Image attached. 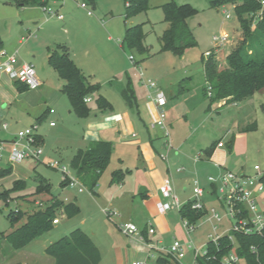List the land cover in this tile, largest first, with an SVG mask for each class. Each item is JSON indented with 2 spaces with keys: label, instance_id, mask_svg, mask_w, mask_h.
Listing matches in <instances>:
<instances>
[{
  "label": "rangeland",
  "instance_id": "1",
  "mask_svg": "<svg viewBox=\"0 0 264 264\" xmlns=\"http://www.w3.org/2000/svg\"><path fill=\"white\" fill-rule=\"evenodd\" d=\"M168 1L171 0H151V8L147 12L126 19L125 0H95L94 4H90L88 0H49L48 5L65 16L64 20H60L56 15L43 11L42 6L22 7L14 2L0 0V38L6 42L10 53L18 50L20 57L34 61L36 71L46 81L45 86L40 88V91L43 90V97L38 101L39 106L44 108L48 104L57 111V114L43 118L39 124L34 117L24 115L20 118L18 112L10 107L9 113L2 120L8 123L9 129L1 130V137L16 135L20 130L38 124V131L44 134V153L40 162L26 159L22 163L32 173L43 174L52 183V189L51 193H37L36 185L29 180L24 189L12 193L8 204L0 198V232H10L25 222L26 218L12 227L8 217L10 212L18 213L21 210L28 216L49 206L53 197L64 199L65 196L70 197L76 193V187L69 186L67 190L61 188L62 185L65 186L63 182L60 186L62 174L50 164L55 160L70 164L72 150L82 146L79 144L83 143V134L88 122L110 118L107 114L106 117L99 116L96 105L98 95H91L92 101L88 103L91 109L85 117L79 116L73 110L66 95H63L62 99L52 100L48 97L54 93H63L61 83L65 81L59 78L47 61L48 48L54 49L59 45H68L77 52V58L86 76L103 82L102 94L118 111L122 110L126 103L122 93L128 84H131L137 100H141L148 112V103L155 107L150 97V93L154 94L155 90L150 91L140 77L134 75L135 64L144 71L145 79L155 80L157 86L169 96L166 110L167 113L170 110L171 118H168V122L175 151L180 150L177 149V144L184 143L183 154L193 156L200 154L202 148L218 142L221 138L230 156L229 169L254 172V165L259 164L264 170V92L256 93L238 105L231 104L223 108L219 105L223 101L212 102L208 94L206 95L208 83L204 73V53L215 47L212 41L214 35L228 32L233 38L217 56L221 68L227 65L228 53L237 47L244 37L234 8L243 0H232L220 6L213 4L216 0H173L178 5L189 4L197 10V14L188 20L197 45L185 49L181 55L162 51L160 38L168 24L164 22V13L159 5ZM82 2L93 8L92 16L80 6ZM224 10L230 12L232 18L226 19ZM136 24H144L147 51L143 54L127 45L121 47L126 28ZM130 56L134 57V62ZM180 86L183 88L181 92ZM171 90H175L174 97L170 95ZM35 97L37 102V94ZM51 118L57 119L56 127L49 126ZM254 121L258 123L256 130L241 132L242 126ZM115 135V132L111 135L113 142ZM9 154L8 145L3 161H0V168L8 165L5 161L8 160ZM114 164L112 161L101 176L100 196L93 194L86 186L85 192L78 194L83 204L85 203L81 214L68 219L64 213L57 211L59 225H53L51 231L35 238L21 249L11 250V253L8 242L3 241L0 247V264H55L54 257L45 252V246L69 234L73 229H88L93 226L96 241L103 251L102 264H115L113 249L130 247L133 237L121 231L120 226L127 218L124 214H121V217H118V214L114 216L111 212L113 207L107 199V187ZM6 187H12V183ZM36 201L43 205L36 204ZM104 209L109 213L106 214ZM172 214L175 216V221L171 223L172 231L162 235V244L168 248L174 241L179 240L184 243L192 242V245L185 247V257L180 260L169 254H163V257L167 259L168 264H195L196 249L202 252L204 249L201 247L212 239L209 236L213 233L212 223L202 218L196 223V229L189 233L182 224L179 212L174 210ZM83 218H86L87 223L82 225ZM231 223L232 220H225L221 231L229 228ZM139 259L147 264H161L157 261L156 253L148 255L145 251L140 254Z\"/></svg>",
  "mask_w": 264,
  "mask_h": 264
},
{
  "label": "trees",
  "instance_id": "2",
  "mask_svg": "<svg viewBox=\"0 0 264 264\" xmlns=\"http://www.w3.org/2000/svg\"><path fill=\"white\" fill-rule=\"evenodd\" d=\"M19 6H45L49 0H7ZM94 4L95 0H88ZM151 0H125L126 19L151 8ZM232 2V0H216L215 6ZM164 13V22L169 24L161 36L162 51H168L175 55H181L189 47H194L197 42L189 27L188 20L197 14V10L189 4L178 5L171 0L161 6ZM261 8L257 0H243L235 5V11L243 29L244 37L241 43L232 49L226 57L227 65L220 67L216 56L203 57L204 73L206 82L213 89L210 100L212 102L223 101V105L238 103L246 100L256 93L264 92V17L258 22L256 28L251 30V19L246 15L257 12ZM146 34L144 24L128 26L122 45L138 50L140 53L147 51L145 46ZM3 41L0 38V49ZM48 63L57 72L58 76L65 81L62 92L68 97L73 110L81 117L90 112V106L85 102V97L91 96L101 90V83H93L83 70L77 66L71 58L68 47L59 45L54 49H48ZM19 84V90L25 91L29 87L23 83ZM206 89V88H205ZM182 90V87L180 88ZM132 87L128 85L123 90V97L129 105H133L134 96ZM208 93H206L207 95ZM96 105L102 111L111 110V103L102 95L96 98ZM40 121V120H39ZM258 127L257 121L247 124L242 132L254 131ZM38 140L42 142V136L37 134ZM217 143L211 144L204 152L211 156ZM113 150V144L107 140L91 141L86 149H80L71 159V167L84 186L94 190L107 169ZM232 146H230V151ZM12 166L0 168V178L9 176ZM115 176L118 172L114 173ZM37 193H51V184L45 179L38 177ZM113 180H118L113 178ZM26 183L23 180H15L10 189L0 191L3 201L9 199L12 193L24 189ZM52 202L46 208L34 211L28 216L19 210L18 213L10 212L12 227H15L23 219L25 222L15 227L10 232H0V247L3 241L8 242L11 250L15 251L28 245L35 238L42 236L53 228V220L57 217V211L68 217H73L80 212L79 206L74 202L65 203L62 199L53 197ZM193 202H187L180 210L181 216L190 224H196L205 214L206 209L192 207ZM148 232V229H147ZM146 237V232H143ZM236 244L232 243L228 236L221 237L218 243H208V252L199 256L197 264H222L224 256L231 251L243 260L245 264H264V233L246 235L234 232ZM45 252L53 256L55 264H100L101 252L94 243L92 237L81 228L72 230L69 234L51 243ZM7 254V253H6ZM4 257V256H3ZM159 263L165 264L167 259L158 258ZM25 264V263H12Z\"/></svg>",
  "mask_w": 264,
  "mask_h": 264
},
{
  "label": "crops",
  "instance_id": "3",
  "mask_svg": "<svg viewBox=\"0 0 264 264\" xmlns=\"http://www.w3.org/2000/svg\"><path fill=\"white\" fill-rule=\"evenodd\" d=\"M163 4H160L159 7H161ZM47 6L50 7L48 4ZM63 17L64 18L60 20H64L65 16L63 15ZM65 46L68 47L71 58L74 60L77 66L83 70L82 64H80V61L77 58V52L73 51L68 45ZM2 47L7 50L5 41H3ZM121 47L123 48L124 46L121 45ZM48 56H49V50H48ZM48 56H47V61H48ZM33 57L36 58V56ZM22 62H31L34 64L33 60H27L24 57L19 56V63ZM83 72L85 73L84 70ZM37 75L39 80L41 81V85L36 89H28L25 91L19 90L18 87L19 83L15 80H11L6 75H3L0 78V131L9 129L8 123L2 122V120L4 119V117H6V114L9 113L10 107H13V109L16 110V112H18L20 118L23 117L24 115L34 117L36 118V122L39 124H41V121L46 116L50 114L52 115L57 114V111L48 104L44 108L39 106L38 101L43 97L42 95L43 90L40 91V88L45 86L46 81L45 78H43L38 71H37ZM134 75L137 76L136 73ZM89 80L93 83L96 82L101 83L102 85L101 90L95 93L94 95L100 94L103 97H105L111 103L112 109L106 111H102L100 109L97 110L99 112V116L106 117L107 115H109L110 118L100 121L97 120V121L88 122L87 127L85 128V132L83 134L84 135L83 143L79 144L82 146H77V148L72 150L71 159L78 150L86 149L91 141L107 140L112 142V144L114 143L109 164H111L112 161H114L115 164H114V168L111 170L110 173V182L107 187V193H106L110 206L113 207L111 212L113 213L114 216L118 214L119 215L118 217H121L124 214L127 220L123 221L122 223L125 222L136 223L139 229L141 230L142 234L143 232H146V237H147L143 241H141L138 237H134L130 240V247H126L124 249L118 247L113 249L115 264H129L134 260H140L139 257L141 253H144L145 251L148 253L146 242H153L156 243L157 246L162 247L164 246L162 244V235L166 232L168 233L172 231L171 223L175 221V216L172 214V211L164 214V213H160L157 208L158 202L168 200L162 195L160 191V186L162 185L164 179L170 178L173 181V184L175 186V193L183 203H186L193 195L192 189L195 180H198L199 184L203 188L209 189L210 183L208 177L210 175L218 174L225 169L233 170L236 172L237 170L229 169L230 156L227 150L225 149V147H217L218 142L222 140L221 138L218 140V142H216L217 144L215 150L213 151L211 156H208L204 152V150L209 146H207L206 148H202L200 150L201 153L199 160L195 159L199 153L193 156H187L186 154H183L182 151L184 148V143L177 144L178 146L177 149L180 150L175 151L171 140V134H170L171 147H169L167 146V138L165 137L164 129L153 126V122L155 121V117H156V108L148 103V105L150 106V107L148 106L149 107L148 108L149 112H148V110L145 109V106L141 103V100H137L133 88H132L133 90L132 94L134 96L133 105H129L125 100L126 103L125 105H123L122 110L118 111L116 110L115 107H113V103L106 96L102 94L103 82L96 79L94 80L92 78H89ZM61 84L63 88L65 83H61ZM180 88L181 86L179 87V91L181 92L182 90H180ZM169 92L170 95L174 97L175 90H171ZM36 94L38 96L37 102L35 99ZM63 95L65 94L54 93V95L51 94L50 96L48 95V97H51V99L52 98L62 99ZM52 100H50L51 103L53 102ZM23 101L26 102V104L21 105L20 102ZM168 101H169V96H168ZM238 103H230L226 105H223L224 103H219V105H221V108H223L231 104L235 106L238 105ZM51 109H54L53 113L50 112ZM168 111L169 112L167 113V125L170 131L171 127H170V123L168 122V118L170 119L171 115H170V110ZM132 114L134 116H132ZM95 117L97 118L98 115H96ZM137 119L139 120L137 121ZM51 121H57V119L51 118L50 122ZM50 122H49L50 127H56L57 122L55 126H51ZM4 124H7L6 128H4ZM245 126L246 125L242 126V128ZM242 128H241V132H242ZM113 132L116 133V135L114 136V142L111 140L112 139L111 135L113 134ZM38 133L42 136V143H45L43 132L38 131ZM15 137H16L15 134L10 136L8 135L2 137L0 136V140L11 141ZM162 155H166L167 160L163 159ZM71 159H70V165H71ZM5 162H7L6 164L12 166V173L7 177L0 178V191H3L5 189H10L11 187L7 188L6 185L12 183L13 186L15 180L25 181L26 186H27V182L29 180H32L37 187L38 177L45 179L48 183L51 184L52 187V183L43 174L32 173L22 162L14 163V164L12 163L10 164L8 160H6ZM178 167H184V171L178 172L177 170ZM248 171L249 170H245L240 173H248V174L253 173V171L252 172L251 171L248 172ZM115 172H118L116 176L114 174ZM113 178H117L118 180H113ZM61 184L62 183L60 181V186ZM62 186L61 188L65 190H67L69 187L67 185L65 186L62 185ZM100 187L101 185L98 182L96 188L94 190H91L92 193L100 196ZM84 192L85 191L79 192L77 189L76 193H74L72 196L70 197L65 196V198L62 199L65 203L74 202L77 206H79L80 212L77 215L83 212V208L85 204V203L83 204L81 197H78V194H83ZM203 201L207 208L211 206H215L217 204L215 198L211 197L210 195H206L203 198ZM37 203L38 201H36V204ZM179 215L183 224V219L180 212ZM73 217L66 216V218L68 219H71ZM107 217L109 218L110 216L108 215ZM202 218H207V217L204 215ZM56 220L57 221L54 223L55 226L60 224V219L56 218ZM81 222L82 225L87 223L86 218H83ZM92 223H96V222H92ZM149 225L155 228L154 234H149L147 232ZM81 229H83L92 237L94 243L100 249L101 252L100 264H102L103 251L101 246L96 241L94 226L88 229H84V228ZM65 233H67V230H65ZM51 243L53 242H50V244ZM47 246L48 245L45 246L44 250L47 248ZM151 253L157 254V260L159 257H161V255L166 254L158 250L155 251L153 250ZM151 253H148V255H151ZM168 263L169 262H166L165 264Z\"/></svg>",
  "mask_w": 264,
  "mask_h": 264
},
{
  "label": "built area",
  "instance_id": "4",
  "mask_svg": "<svg viewBox=\"0 0 264 264\" xmlns=\"http://www.w3.org/2000/svg\"><path fill=\"white\" fill-rule=\"evenodd\" d=\"M261 8L254 13L248 15L251 19V30L256 28L258 22L264 17V0H257ZM81 7L86 9L89 15H92V8L86 2L81 3ZM43 11L56 15L59 19H63V15L57 13L52 7L43 6ZM235 8V6H234ZM226 19L232 18L230 12H226ZM233 35L226 31L221 32L219 35H214L212 41L215 45L214 48L204 53V58L210 56H218L221 49L232 40ZM130 59L134 62L133 56ZM136 63V62H135ZM136 75L141 78L147 88L155 90L154 94L150 93V97L154 101L156 108V117L153 122V126L160 127L165 131V137L167 138V146L171 147L170 131L167 125V110L166 105L168 102L167 94L161 90L155 80L145 79V73L140 67L135 64ZM6 75L11 80L19 81L29 87V89H36L41 85V81L38 78L35 65L31 62L19 63V51L15 50L10 53L8 50L0 49V78ZM213 89L208 85V96H212ZM92 100L90 96L85 97V102L89 103ZM51 113L54 109L50 110ZM51 126L56 125V121L50 122ZM7 124H4V128ZM39 126L35 124L31 128L20 130L15 139L11 141L0 140V161H3L4 151L7 146H10V154L8 161L10 164L21 163L26 159L35 160L40 162V159L44 153L43 143L38 140ZM135 135V134H134ZM217 147H225L223 140L219 141ZM162 158L167 160L166 155H162ZM200 159V154L195 158ZM51 167L57 168L62 176L61 182L70 187H76L79 192L84 191V185L74 173L70 164H63L59 160H55L50 164ZM178 172L184 171V167H178ZM210 186L209 189L203 188L198 180L193 183L192 197L187 202H193L192 207L196 209H206L205 216L207 221L212 223L213 233L209 234L212 238L201 248L204 249L202 252L199 249L195 251V264L199 256H204L208 252V243H218L221 237L228 236L232 243L236 244L234 232L244 233L246 235L264 233V170L259 164L254 165V172L251 174L240 173L233 170H222L218 174H212L208 177ZM162 195L167 198V201H160L157 203V208L160 213H168L173 210L182 209L183 203L175 193V186L170 178L164 179L160 186ZM206 195H210L215 198L216 205L209 208L206 207L203 198ZM10 199L7 203H9ZM38 205H43L38 202ZM106 214L109 213L105 209ZM111 213V212H110ZM112 214V213H111ZM183 219V226L187 232L194 231L196 224H190L187 219ZM225 220H232L229 228L221 231L224 227ZM57 220L54 219V222ZM121 231L130 237H138L141 241L145 240V237L141 233L138 225L133 222H125L120 226ZM148 233L154 234L155 228L151 225L148 226ZM146 242V241H145ZM192 242H181L179 240L174 241L170 247H159L156 243L146 242L148 253L153 250H158L173 256L175 259H182L185 257V247H191ZM200 248V249H201ZM129 264H147L146 261L134 260ZM222 264H245L243 260L235 253L231 251L228 255L224 256Z\"/></svg>",
  "mask_w": 264,
  "mask_h": 264
}]
</instances>
